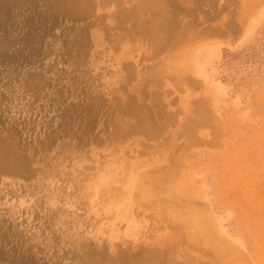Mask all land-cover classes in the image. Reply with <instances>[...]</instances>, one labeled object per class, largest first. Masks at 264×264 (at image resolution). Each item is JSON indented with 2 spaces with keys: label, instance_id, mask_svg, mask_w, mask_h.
Masks as SVG:
<instances>
[{
  "label": "rangeland",
  "instance_id": "obj_1",
  "mask_svg": "<svg viewBox=\"0 0 264 264\" xmlns=\"http://www.w3.org/2000/svg\"><path fill=\"white\" fill-rule=\"evenodd\" d=\"M0 264H264V0H0Z\"/></svg>",
  "mask_w": 264,
  "mask_h": 264
},
{
  "label": "bare ground",
  "instance_id": "obj_2",
  "mask_svg": "<svg viewBox=\"0 0 264 264\" xmlns=\"http://www.w3.org/2000/svg\"><path fill=\"white\" fill-rule=\"evenodd\" d=\"M187 195V194H186ZM185 218V217H184ZM189 220H191V219H189ZM191 223V222H190ZM203 224V223H202ZM194 225V224H193ZM198 225V224H197ZM202 229V228H201ZM208 232V231H207ZM205 239V238H204ZM209 240V239H208ZM206 241V240H205ZM205 243H209V241L208 242H205ZM210 244H212V243H210ZM219 244V243H218ZM227 248H228V246H227ZM226 249V248H225ZM229 250V249H228ZM221 251V250H220ZM225 251V250H224ZM221 253H223V252H221ZM237 253H239V252H237ZM236 254V253H235Z\"/></svg>",
  "mask_w": 264,
  "mask_h": 264
}]
</instances>
